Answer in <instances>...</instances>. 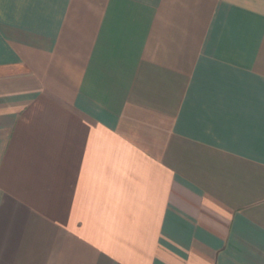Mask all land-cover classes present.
I'll return each instance as SVG.
<instances>
[{
	"label": "crops",
	"instance_id": "crops-1",
	"mask_svg": "<svg viewBox=\"0 0 264 264\" xmlns=\"http://www.w3.org/2000/svg\"><path fill=\"white\" fill-rule=\"evenodd\" d=\"M0 264H264V0H0Z\"/></svg>",
	"mask_w": 264,
	"mask_h": 264
}]
</instances>
